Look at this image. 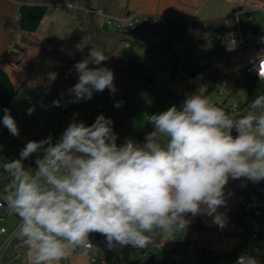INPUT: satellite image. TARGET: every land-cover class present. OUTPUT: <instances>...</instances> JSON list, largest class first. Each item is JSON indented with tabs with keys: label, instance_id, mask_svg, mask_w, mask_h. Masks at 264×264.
Here are the masks:
<instances>
[{
	"label": "clouds",
	"instance_id": "9594fccd",
	"mask_svg": "<svg viewBox=\"0 0 264 264\" xmlns=\"http://www.w3.org/2000/svg\"><path fill=\"white\" fill-rule=\"evenodd\" d=\"M107 59L103 50L91 49L74 64L78 80L68 90L70 103L106 89L115 94L114 73L103 66ZM254 68L264 81V62ZM56 78L48 74L49 83ZM3 112L0 123L19 137L10 110ZM147 123L153 130L143 143L126 139L118 145L110 118L100 114L91 125L73 118L55 142L51 135L29 140L18 159L3 163L10 181L4 201L19 219L13 235L29 264H61L73 250L86 255L94 248L93 233L109 249H147L157 236L170 240L186 231L189 216L210 217L222 230L226 214L220 209L230 180L264 181V94L241 110L194 93L179 107L149 115ZM34 154L36 168H26Z\"/></svg>",
	"mask_w": 264,
	"mask_h": 264
},
{
	"label": "rangeland",
	"instance_id": "374dc122",
	"mask_svg": "<svg viewBox=\"0 0 264 264\" xmlns=\"http://www.w3.org/2000/svg\"><path fill=\"white\" fill-rule=\"evenodd\" d=\"M103 1L105 0H71V3L75 9L80 6H89V4H92L94 8H101ZM230 2L228 3L227 0H212L208 4L206 14H202L203 20L215 19L221 15L224 17L234 16V12H238L239 8L233 3L230 4ZM65 5L69 8V2H66ZM59 7H61L59 10L60 19L57 20L54 28L57 33L59 30L65 32V35L64 33H58L60 37L53 44L56 45L58 41H61V49L68 55L76 57L86 44L88 36L79 29V22L71 18L69 9L61 5ZM209 13L210 16L217 14L215 16L218 17H208L209 15L207 14ZM252 16L256 18V21L253 23L249 22L246 16L240 17L245 40L257 34L259 27L264 29V17L262 13L256 10L252 13ZM54 31H51L50 34L55 37ZM163 33L166 35V39H163ZM163 33L150 36L147 42L141 37H132L131 42H124L119 47L120 55L130 49L139 55H144L147 44H151L152 46L150 47H156V66L151 70V81L144 83L143 77L136 76L130 86L128 85V81H121L117 85V89H122L123 92L127 93L122 103L123 106L129 105V110L133 111L132 120L137 127L151 126V124L147 123V117L149 115L165 111L173 105L179 107L188 95L194 93H200L208 97L213 103L225 109H227V104H237L242 108L243 105L251 99H254L257 94H264V83L258 81L253 75L247 72L250 66L254 65L260 57L264 56V47L253 46L234 56L240 63L239 76L241 84L238 87L228 82L225 85L221 83L211 85L209 75L204 73L205 66L200 64L201 60L209 58L207 51L201 47L190 48L189 45H185L181 40L185 34L184 31L165 30ZM212 39L219 46L217 35H213ZM34 44H31V41L27 43L30 47H34ZM78 45L80 46L79 48L77 47ZM209 61L211 60L209 59ZM171 67H173V71H170ZM104 94L105 90L103 92H94L93 98L90 101L96 100L99 95L103 96ZM42 96L43 91L40 87L27 85L22 89L20 95L14 97L13 105L10 107L16 109L21 108L26 104L25 97H30L33 101L40 102ZM224 101L227 103H224ZM73 114L82 118L84 109L75 108L73 109ZM248 182L243 179L230 180L226 186L227 204L226 207L220 209L221 212L226 214V226L222 230L212 223L210 217L201 215L192 218L189 216L188 219L191 220V223L186 231L175 234V236L178 235L187 239L204 238L205 245L208 249V256L205 255L200 259L199 264H241L233 255L236 245L242 239L244 233L243 227L237 221L236 214L245 197L244 190ZM16 220L15 217L10 216L2 225L10 228L16 223ZM199 223L202 225V230L200 231L195 229ZM161 236L162 240L160 245L164 246L172 243L173 239L167 240L168 238L166 236ZM17 247L18 245L15 244L11 248L9 258L16 255L20 257L8 263L23 264L27 261L29 262L28 257L21 256L17 251ZM157 252L158 249L154 247L145 250L142 249L134 255H128L126 253L125 263L141 264L147 258V255ZM74 254L76 256L79 255L77 250H74ZM84 257L88 258L87 255H83V261L82 259L76 258L72 262L71 258L68 257L62 261V264H82L85 261ZM113 264L119 263L115 261ZM244 264H264V258H250Z\"/></svg>",
	"mask_w": 264,
	"mask_h": 264
},
{
	"label": "built area",
	"instance_id": "2783aa9c",
	"mask_svg": "<svg viewBox=\"0 0 264 264\" xmlns=\"http://www.w3.org/2000/svg\"><path fill=\"white\" fill-rule=\"evenodd\" d=\"M69 8L75 9L72 4H69ZM77 9L84 11L85 15L94 14L108 31L135 29L139 32L141 27L147 25L155 26L161 22V17L157 15L134 13L125 16H117L105 13L103 8L94 10L90 7L80 6ZM259 11L264 13V9H259ZM242 16H246L249 22H254V17L251 12L236 13L233 16L235 19V28L232 31L217 35L219 46L226 53L243 52L253 46L264 47V41H262V37H264V29L262 27H259V32L255 34L250 41L244 39L240 22V17ZM184 22L186 28L184 31L185 34L182 37L183 40L191 33L193 24L196 21L193 18H189ZM162 37L163 39H166L165 34H163ZM183 43L187 45V43ZM189 47L191 48V46ZM156 54V47H149L143 55L145 81L151 79V70L156 66ZM209 62V59L205 58L200 61V64L208 66ZM261 62H264V56L260 57L254 65L250 66L247 69V72L253 75L258 81L264 83V81L259 79L254 68L255 65H258ZM216 83L225 85L226 82L224 80L211 79V85H215ZM190 89L192 90V88ZM68 90V112L65 116H60L54 112L46 104L44 95L40 102H35L30 97H25L26 104L21 108H7L17 122L20 135L19 137L10 135L7 128L0 123V183L5 184L6 188L10 186V181L3 173L2 165L6 160L18 159L19 153L27 141H39L51 135L53 142H55L59 139L73 118L77 121H83L87 125H91L100 114H103L108 118L104 95H99L96 99L97 102L96 100H82L77 103H70L69 101L73 99V97L69 94ZM125 94L126 92H123L122 89H118L119 98H123ZM230 105L232 104H227V108ZM29 108L34 109L31 115L27 114ZM75 108L84 109V115L82 118L73 114V109ZM2 117L0 118V121H2ZM36 155L39 154H34L31 159L24 161L26 168H36L34 162ZM4 195L5 192L0 195V264H9V261L17 260L20 257L19 255H16L9 258L10 250L15 244L18 245L17 251L21 256L27 257V250L22 242L13 235L19 223V219L14 214L9 213L4 201ZM10 216L15 217L17 220L14 225L7 228L3 226L2 223H4ZM236 218L244 230L243 237L237 243L235 252L233 253L237 261L244 264L250 258H264V183L257 184L245 195L242 204L237 211ZM90 240L94 245V248L87 253L90 264H110L112 257L114 262L117 261L119 264H126V253L128 255H134L142 250L133 248L130 245L125 247L117 246L113 249H109L106 245L105 238L99 234H91ZM154 247L158 249V252L147 255V258L144 261H146L151 255H154V264H199L200 259L205 255L208 256V249L205 245V240L202 238L187 239L176 235L173 238L172 243L169 245L162 246L157 244L151 245L148 248ZM78 252L80 253L79 250ZM23 264H29V262L27 261Z\"/></svg>",
	"mask_w": 264,
	"mask_h": 264
},
{
	"label": "trees",
	"instance_id": "16d2710c",
	"mask_svg": "<svg viewBox=\"0 0 264 264\" xmlns=\"http://www.w3.org/2000/svg\"><path fill=\"white\" fill-rule=\"evenodd\" d=\"M66 2L72 4L71 0H0V61L6 59L10 47L14 44L20 32L19 10L22 6L61 5L68 8L65 5ZM119 4L120 0H105L103 10L107 14L125 16L127 12L121 9ZM88 7L91 8L90 5ZM68 9L73 20L79 22L81 31L88 36L86 44L77 56L68 55L61 49L60 44H57L44 51L35 65H24L23 67L26 77L22 88L27 85L40 87L45 96L46 104L60 116H65L68 112L67 90L78 80L77 74L72 70L73 66L76 62L87 58L91 49L103 50L105 55L108 56L103 66L113 71L116 89L121 81H128L130 86L136 76L144 78L143 55H139L131 49L122 55L119 53L120 45L124 42H131L132 37L138 33L137 30H117L115 34H111L112 31L105 32L102 30L100 22L94 14L85 15L84 11L80 9ZM185 28L184 20L161 17V22L158 25L141 27L139 32L141 36L147 38L150 34H157L167 29L185 31ZM234 28L235 19L233 16L196 21L193 24L191 33L184 40L182 38L181 40L191 47H201L207 51L208 59L211 61L208 66H205L204 73L208 74L211 79L224 80L238 87L241 84L239 76L240 63L234 56L241 52L226 53L212 39L213 35L229 32ZM24 41L29 42L26 39ZM31 44L33 43L31 42ZM53 72L57 73V78L54 82L49 83L48 74ZM143 82L147 83L145 80ZM126 95L127 93L123 98H119L118 89L115 94L106 89L104 94L108 118L113 121V129L119 137L117 144H122L126 139L143 143L146 134L153 130V126L137 127L132 120L133 111L129 110V105L123 106L122 103L119 108L114 106L116 102H122ZM56 100L60 101L59 107H54L52 104ZM247 104L243 105L241 110H246ZM260 183H264V181ZM256 185L249 181L244 190L245 195ZM6 189V185L0 183V195ZM161 240L162 236H157L152 245L160 244ZM113 263L114 259L112 257L110 264Z\"/></svg>",
	"mask_w": 264,
	"mask_h": 264
},
{
	"label": "crops",
	"instance_id": "0c3cea01",
	"mask_svg": "<svg viewBox=\"0 0 264 264\" xmlns=\"http://www.w3.org/2000/svg\"><path fill=\"white\" fill-rule=\"evenodd\" d=\"M211 1L212 0H120L119 5L121 9L127 12L126 15L138 13L144 15H157L172 20L180 19L185 21L186 19L193 18L195 21H203L204 18H202V14H206L208 4ZM229 1H231L230 4L233 3L239 8L238 12L253 13L256 10L259 11V9H264L263 0H227L228 3ZM89 5L94 10L102 9L105 5V1H103L101 8H94L92 4ZM85 7H88V5H85ZM60 8L61 7L54 5H24L20 8V32L17 35L14 44L10 47L6 59L0 61V118L4 113L3 110L13 105L14 97L22 93V85L26 77V72L22 65H35L42 57L44 51L55 46L53 43H55L60 37L58 33H64L65 35V32L59 30L57 33L54 28L57 20L60 19ZM238 12L234 13L236 14ZM210 13L207 14L209 15L208 17H218L215 16L217 14L210 16ZM262 16L264 17V13H262ZM220 17L224 16L221 15L218 18ZM254 21H256V18H254ZM100 25L105 32L114 31H108L101 22ZM79 29L81 30L80 26ZM167 30L174 31V29ZM51 31L55 32V37L50 34ZM164 31L160 33H163ZM154 35L156 34L153 33L148 35L147 38H144L141 36L140 32H138L134 37H141L147 42L148 38ZM251 37L252 36L246 41H250ZM24 39L35 43L34 47L27 45ZM58 44H61V41H58ZM150 46L152 45L147 44L144 53ZM78 254L79 255L76 256L73 250L72 254L69 256L71 262L76 258H79L80 260L83 258L84 254L79 252ZM84 260L85 261L82 264H90L89 257Z\"/></svg>",
	"mask_w": 264,
	"mask_h": 264
},
{
	"label": "water",
	"instance_id": "95a60500",
	"mask_svg": "<svg viewBox=\"0 0 264 264\" xmlns=\"http://www.w3.org/2000/svg\"><path fill=\"white\" fill-rule=\"evenodd\" d=\"M111 34H115V31H112ZM170 71H173V67L170 68ZM196 230H202V225L199 223L195 227ZM92 235H97L96 233H93ZM155 258L154 255H151L146 261L142 262L141 264H154Z\"/></svg>",
	"mask_w": 264,
	"mask_h": 264
}]
</instances>
